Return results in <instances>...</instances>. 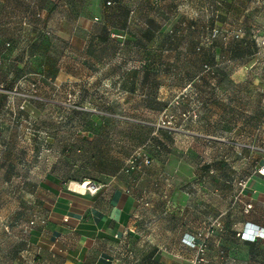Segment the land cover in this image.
Here are the masks:
<instances>
[{"label": "rangeland", "instance_id": "rangeland-1", "mask_svg": "<svg viewBox=\"0 0 264 264\" xmlns=\"http://www.w3.org/2000/svg\"><path fill=\"white\" fill-rule=\"evenodd\" d=\"M45 2L0 4V264L46 174L124 177L144 147L142 173L239 183L264 158V0Z\"/></svg>", "mask_w": 264, "mask_h": 264}, {"label": "crops", "instance_id": "crops-1", "mask_svg": "<svg viewBox=\"0 0 264 264\" xmlns=\"http://www.w3.org/2000/svg\"><path fill=\"white\" fill-rule=\"evenodd\" d=\"M31 1L47 6L46 0ZM113 2L121 6L123 0ZM235 125L237 129L234 122L225 132H233ZM260 129L264 132V120ZM242 131L248 132L247 124ZM217 141L229 145L230 156L237 153L238 144ZM245 153L251 155L250 150ZM252 159L253 165L264 164V158ZM140 173L106 175L99 182L46 174L33 193L35 225L27 224L21 241L7 254L8 264L21 258L22 264H264V242L251 245L237 237L245 222L264 229V179L255 166L243 190L237 182L221 178H166L151 169ZM83 182L101 188L95 194L84 193L79 188ZM244 202L252 204L248 215L239 212ZM197 232L208 236L202 260L182 241L184 235ZM258 248L260 257L254 254Z\"/></svg>", "mask_w": 264, "mask_h": 264}, {"label": "built area", "instance_id": "built-area-1", "mask_svg": "<svg viewBox=\"0 0 264 264\" xmlns=\"http://www.w3.org/2000/svg\"><path fill=\"white\" fill-rule=\"evenodd\" d=\"M109 4V3H107ZM154 164L153 157L147 152V150L142 147L137 149L126 161L124 168L122 169L123 173L131 174V173H140L146 168L151 167ZM256 173L260 175L264 179V164L256 167ZM88 185L83 190V192H88L90 194L97 193L101 186L97 183L87 182ZM82 185L84 184L81 183ZM247 179L242 180L238 183V187L243 190L246 187ZM242 212L245 215H248L252 209V204L250 202H244L242 204ZM39 223L44 225V220H40ZM35 225V221L31 220L28 224L29 227ZM216 226H219L216 224ZM237 237L244 242H256L262 241L264 242V229L258 225L251 224L249 222H245L240 231L237 234ZM183 243L192 250H195L197 255L200 256L199 260H202V256H204L205 252L208 249V236L206 234L197 232L194 235H184L182 238Z\"/></svg>", "mask_w": 264, "mask_h": 264}, {"label": "trees", "instance_id": "trees-1", "mask_svg": "<svg viewBox=\"0 0 264 264\" xmlns=\"http://www.w3.org/2000/svg\"><path fill=\"white\" fill-rule=\"evenodd\" d=\"M108 3V2H107ZM106 3V4H107ZM216 71H218V70H216ZM147 152L150 154V152L147 150ZM151 155V154H150ZM152 156V155H151ZM154 159V158H153ZM260 165H262V164H260ZM254 166L255 167H257V166H259V164L258 163H255L254 164ZM132 174V173H131ZM128 175H130V174H128ZM240 240V239H239ZM241 241V240H240ZM242 242H244V241H242ZM258 242H262V241H256V242H245V243H247V244H251V245H256Z\"/></svg>", "mask_w": 264, "mask_h": 264}, {"label": "bare ground", "instance_id": "bare-ground-1", "mask_svg": "<svg viewBox=\"0 0 264 264\" xmlns=\"http://www.w3.org/2000/svg\"><path fill=\"white\" fill-rule=\"evenodd\" d=\"M88 185V183L87 182H84V184L82 185V184H80L79 185V188H81V189H85L86 188V186Z\"/></svg>", "mask_w": 264, "mask_h": 264}]
</instances>
